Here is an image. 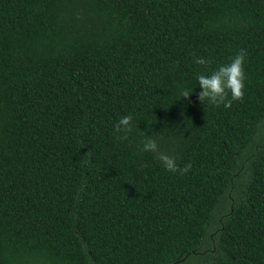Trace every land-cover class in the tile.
I'll use <instances>...</instances> for the list:
<instances>
[{"label": "trees", "instance_id": "16d2710c", "mask_svg": "<svg viewBox=\"0 0 264 264\" xmlns=\"http://www.w3.org/2000/svg\"><path fill=\"white\" fill-rule=\"evenodd\" d=\"M0 264H264V0H0Z\"/></svg>", "mask_w": 264, "mask_h": 264}, {"label": "clouds", "instance_id": "9594fccd", "mask_svg": "<svg viewBox=\"0 0 264 264\" xmlns=\"http://www.w3.org/2000/svg\"><path fill=\"white\" fill-rule=\"evenodd\" d=\"M246 52L241 50L232 58L227 65H221L210 75L200 74L197 76L198 86L201 91L198 94V100L204 106L210 105L219 107L223 105L225 108H230L233 102H242L244 98L245 88V73L244 61ZM195 63L198 65H207L211 60L196 57ZM194 89L184 88L180 92L181 98H190ZM230 94V95H229ZM133 116H122L114 127V132L121 140H127L133 132ZM141 153H153L156 159L163 165L164 169L171 173H179L184 175L191 169V165L179 167L176 162V157L171 156L159 150V145L155 136H148L138 145ZM143 166L141 167L142 170Z\"/></svg>", "mask_w": 264, "mask_h": 264}]
</instances>
